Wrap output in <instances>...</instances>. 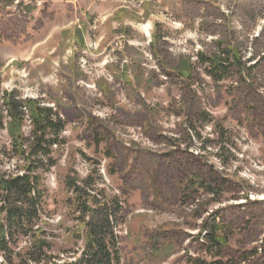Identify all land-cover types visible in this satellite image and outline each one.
<instances>
[{"label": "rangeland", "instance_id": "1", "mask_svg": "<svg viewBox=\"0 0 264 264\" xmlns=\"http://www.w3.org/2000/svg\"><path fill=\"white\" fill-rule=\"evenodd\" d=\"M226 50L234 72L214 81ZM11 90L65 122L43 175L55 255L83 246L66 183L89 177L119 202V264H264V0H0ZM213 225L219 256L197 238Z\"/></svg>", "mask_w": 264, "mask_h": 264}, {"label": "trees", "instance_id": "2", "mask_svg": "<svg viewBox=\"0 0 264 264\" xmlns=\"http://www.w3.org/2000/svg\"><path fill=\"white\" fill-rule=\"evenodd\" d=\"M225 55L206 60L210 64L206 73L214 81L234 72L230 51L226 50ZM0 101V127L4 118L11 120L7 129L9 146L0 145V264H119L117 235L111 221L120 212L119 202L112 197L110 207L105 199H98L89 177L82 185L75 179L66 183L74 196L77 220L85 226L83 246L68 259L53 253L43 227V175L55 164L51 147L61 144L65 122L52 107L23 98L15 90L4 91ZM26 116L30 130L24 134L20 128ZM216 229L215 225L203 226L197 238L207 243V251L214 249L219 256L226 237L217 235ZM195 264L219 261L195 260Z\"/></svg>", "mask_w": 264, "mask_h": 264}, {"label": "crops", "instance_id": "3", "mask_svg": "<svg viewBox=\"0 0 264 264\" xmlns=\"http://www.w3.org/2000/svg\"><path fill=\"white\" fill-rule=\"evenodd\" d=\"M12 16H14V15H12ZM15 17V16H14Z\"/></svg>", "mask_w": 264, "mask_h": 264}]
</instances>
